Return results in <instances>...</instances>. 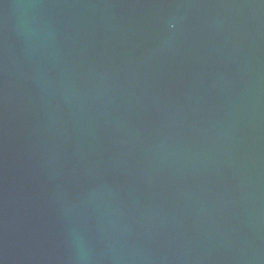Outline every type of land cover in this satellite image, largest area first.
<instances>
[{
    "label": "water",
    "instance_id": "obj_1",
    "mask_svg": "<svg viewBox=\"0 0 264 264\" xmlns=\"http://www.w3.org/2000/svg\"><path fill=\"white\" fill-rule=\"evenodd\" d=\"M0 264H264V0H0Z\"/></svg>",
    "mask_w": 264,
    "mask_h": 264
}]
</instances>
